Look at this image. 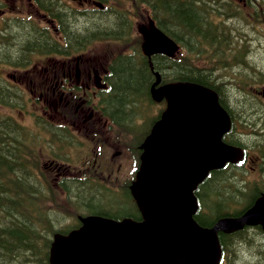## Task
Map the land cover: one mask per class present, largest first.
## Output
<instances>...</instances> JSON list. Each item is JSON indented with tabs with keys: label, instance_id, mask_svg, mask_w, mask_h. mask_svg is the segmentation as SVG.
<instances>
[{
	"label": "trees",
	"instance_id": "obj_1",
	"mask_svg": "<svg viewBox=\"0 0 264 264\" xmlns=\"http://www.w3.org/2000/svg\"><path fill=\"white\" fill-rule=\"evenodd\" d=\"M136 1L150 10L149 17L178 42L182 53L172 57L146 58L137 52V63L133 62L132 56L119 57L111 63L107 77L109 95L106 99L101 98L100 105L112 122L132 129V110L137 106H143L141 113L149 116L155 105L151 85L156 78L160 85L194 83L209 88L217 94L225 109V103H228L225 100L232 87L244 90L250 85L247 79L256 78L257 84L264 86V70L257 69L246 59L250 43L240 27L232 26L237 18L244 16L252 22L260 18L264 22V0ZM34 4L47 13L50 23L41 25L31 18L20 20V17L0 23V61L4 62L0 63V71L7 65L15 70L27 69L35 54L60 53L63 49L52 35L51 26L63 31L67 41L79 45L84 42L81 39L95 31L122 32L128 22L125 12L110 13V22H103L105 18H96L98 15L90 13L84 18L89 19L87 24L93 19V25L83 26L86 22L82 24L78 16L82 12H74L62 0H34ZM202 59L206 65L199 64ZM16 87L3 80L0 73V108L22 104L24 96ZM238 101L235 103L238 107L241 105L232 113H243L247 115L246 119L263 116L264 109L259 103L247 98ZM39 123L47 132L54 130L50 124L41 120ZM242 133L240 125L232 127L223 140L231 146L241 147L246 138ZM56 141L60 148L68 142L62 135L57 136ZM138 141L133 142L136 149L132 150L137 156L142 152L140 137ZM45 142L50 148L54 141L51 138ZM31 147L37 150L38 143L26 126L0 112V264H49V248L54 235L68 234L80 226L79 220L64 219L62 200L74 208L76 214L73 213L72 217L95 215L116 221L141 220L130 183L113 192L97 188L87 177H62L56 185L64 192L63 197L40 170L41 160ZM242 173L243 168L229 163L207 173L193 192L197 207L192 217L197 224L210 227L221 217L238 216L264 194V179L248 184ZM113 194L116 200L99 208L100 199ZM65 208L64 214L70 217L69 207ZM218 237L221 248L219 264H238L241 256L248 258L249 263L264 264V238L260 227H245L230 234L219 233Z\"/></svg>",
	"mask_w": 264,
	"mask_h": 264
},
{
	"label": "water",
	"instance_id": "obj_2",
	"mask_svg": "<svg viewBox=\"0 0 264 264\" xmlns=\"http://www.w3.org/2000/svg\"><path fill=\"white\" fill-rule=\"evenodd\" d=\"M142 49L145 55H172L176 45L150 23ZM162 91L166 121L154 126L145 143L133 190L143 222L85 219L79 231L54 237L50 264H217V232L259 222L264 233V196L241 216L222 218L208 229L191 219L193 187L240 151L219 141L229 120L215 93L193 84L166 85Z\"/></svg>",
	"mask_w": 264,
	"mask_h": 264
},
{
	"label": "rangeland",
	"instance_id": "obj_3",
	"mask_svg": "<svg viewBox=\"0 0 264 264\" xmlns=\"http://www.w3.org/2000/svg\"><path fill=\"white\" fill-rule=\"evenodd\" d=\"M67 6L69 7H80V0H63ZM102 1V0H98ZM133 1V2H132ZM135 2V3H134ZM136 0H105L104 8L108 10H104L101 13L102 18H105L103 22H110L111 19L108 17L110 13L113 11L121 10L128 14V17L131 20V27L127 31V38L124 41L120 40H112V39H104L99 40L92 43L89 49H86L87 52L89 51L93 57L91 65L95 66L96 68L103 67L104 63L110 60L111 57L115 56L118 53H128L134 49H138L141 45V33L143 30L148 28V18L150 10H147L144 6L139 3V7L136 6ZM0 3H3V6L0 9H5L7 13H3L6 19H11L15 15H19L20 17H27L31 16V19L34 20L35 23H39L41 25L46 24L47 20H43L41 14H39L34 8L29 7L28 0H0ZM136 6V7H135ZM83 7V6H82ZM86 7V6H85ZM89 8V7H88ZM4 18V17H2ZM2 18L0 15V23H2ZM30 18V17H29ZM99 18V17H96ZM87 18H81L80 22H82L83 26H87L92 24L94 20L90 19V23L87 24ZM232 25L231 22H229ZM104 25V24H103ZM235 28H241L244 35L246 36V41L250 43L249 52L246 55V59H249V62L257 69L264 70V22L262 19H258L257 22L249 21V17H239L237 18L233 25ZM253 26V27H250ZM1 27V25H0ZM10 42V41H9ZM12 44V43H10ZM79 55V54H78ZM46 56L38 57L34 56L32 62H35L34 65L38 64L40 67L37 69L29 70L26 73L27 78H32L33 73L36 75L33 79L38 80L41 78L44 73L42 70L44 65L43 63L48 59L44 58ZM99 59V60H98ZM199 64L206 65V61L204 59L199 61ZM52 63H50L51 66ZM14 68L10 66H5L1 68L0 73L3 75V80H8V76L12 73L14 75L21 77L23 74L20 72H16ZM230 73L227 72L224 75H228ZM247 82L251 85V82H255V84L251 85L252 90L256 87L264 88L263 84H257V78L254 80L247 79ZM238 86V84H236ZM25 90L27 88L23 86ZM233 89V90H232ZM231 91H229V97L225 101L228 104H231V108H234V111L240 107L235 103L239 100L240 102L244 101L246 98L249 100L248 97H243L242 93L246 90V86L244 90H239L238 87H232ZM37 95H25L24 96V108L16 109L17 107H5L0 108V112L2 114L10 115L14 118L17 122H20L27 126V130L29 133L34 137L36 143H38V148L35 150L33 147V153L39 155L41 160L42 167L40 170L48 177L50 182L53 184V187L58 191L60 195L64 197L63 192L61 189L56 185L58 180L62 177H66L68 175H75V176H85L88 177L93 183L94 186L97 188L102 187V189H114L117 186L128 179L131 178L132 174L134 173V164L131 162V145L133 144V137L131 135L125 134L123 130L112 127L108 125L109 122L105 126L102 125L101 122L93 121L96 118L97 110H94L93 116L90 122L82 123L83 115L76 114L75 120L71 116V111L66 109L65 101L62 100L61 103H57L56 105H52L46 108V103L43 101L41 104H38V101L33 104L34 98ZM75 99V98H73ZM238 101V103H240ZM253 102H259L264 106V97L259 101L257 97ZM74 104L71 100L70 105ZM235 105L237 107H235ZM133 107V106H132ZM140 107H134L132 110V120L136 122L141 120L139 116ZM32 113L39 114L45 121L49 123H60L64 124L66 128L70 131V136L74 140L71 142L70 146H64L61 149V154L65 157L62 159V155H58V144L55 142L51 143V147L47 148L48 145L46 144V140L48 139V134L45 131H42L40 126L34 124ZM99 113V112H98ZM241 117L247 116L243 113H240ZM100 115V113H99ZM259 117V116H258ZM257 115L255 116V120L258 119ZM262 122H264V117H261ZM73 122V124H72ZM261 125L260 122H258ZM94 132V133H93ZM260 134H264L263 131H259ZM245 141L251 143V148L253 150L256 146V142L259 141L261 144H264V135L262 138L258 139L256 136H252L251 138H244ZM100 141V142H97ZM33 143V142H31ZM136 145V144H133ZM46 149V150H44ZM51 150L54 151L58 161H55L52 158ZM32 151V150H31ZM28 156V155H27ZM61 160L63 162H61ZM49 161H55L57 165L53 166L49 163ZM92 172V174H91ZM135 177V174H134ZM258 177V175H253L247 172L244 175L246 180H255L254 178ZM116 196L113 194L110 197H103L99 201V208L103 206H107L113 203L116 200ZM64 199V198H63ZM62 213L65 220L75 219V216L72 217L74 208L70 205H66L67 203L62 200ZM70 209V217H67L64 212L66 210V206ZM76 214V213H74ZM62 222L61 224H64ZM238 264H255L254 262L249 263L248 258L245 256H241V260Z\"/></svg>",
	"mask_w": 264,
	"mask_h": 264
},
{
	"label": "flooded vegetation",
	"instance_id": "obj_4",
	"mask_svg": "<svg viewBox=\"0 0 264 264\" xmlns=\"http://www.w3.org/2000/svg\"><path fill=\"white\" fill-rule=\"evenodd\" d=\"M117 32L116 35H119ZM85 39L87 38L81 39V42L85 41ZM89 47L90 45L88 49ZM67 54L68 52H66V55H54L51 59L44 62L52 63L51 66H47L44 69L45 74L52 73V75L45 77L48 85L38 84L39 98L44 97L48 106L56 105L64 100L65 107L67 111H71V116L74 120L76 114L83 115L82 123L90 122L94 110H97L96 118L93 121L101 122L102 125L105 126L107 120L101 114L104 112V107L100 105V100L107 88L105 82L106 69L104 67L96 68L90 64L92 63L93 57L89 51L87 52L86 48H83L79 55L78 50L70 55ZM32 61L33 60H30V63H35ZM133 62L136 63L135 60ZM8 63L13 62L9 61ZM107 63H109V61H107ZM98 97L100 99L98 103L100 111L97 109V102L94 103L92 107L89 106L90 100L96 98L98 101ZM71 100H76V102L70 105ZM262 114V117H264V111H262ZM230 118L231 121L234 120L233 116ZM243 122L246 127V138H251L252 136H256L258 139L262 138L264 134L258 132V130L264 132V122H262L261 118H258L256 121L254 118L246 119V116H243ZM258 122H260L261 125H259ZM256 143L261 147L257 155L254 154L251 143L244 140L243 165L244 168L247 169V172L256 173L264 177V144H261L259 141ZM245 166H247V168Z\"/></svg>",
	"mask_w": 264,
	"mask_h": 264
}]
</instances>
